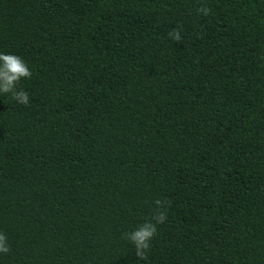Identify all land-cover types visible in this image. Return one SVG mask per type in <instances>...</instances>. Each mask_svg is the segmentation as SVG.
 <instances>
[{
  "label": "trees",
  "instance_id": "obj_1",
  "mask_svg": "<svg viewBox=\"0 0 264 264\" xmlns=\"http://www.w3.org/2000/svg\"><path fill=\"white\" fill-rule=\"evenodd\" d=\"M0 53V264H264V0H0Z\"/></svg>",
  "mask_w": 264,
  "mask_h": 264
},
{
  "label": "clouds",
  "instance_id": "obj_2",
  "mask_svg": "<svg viewBox=\"0 0 264 264\" xmlns=\"http://www.w3.org/2000/svg\"><path fill=\"white\" fill-rule=\"evenodd\" d=\"M197 13L204 16L211 14L210 7L201 5L197 8ZM179 27L168 32V36L180 42L182 37ZM32 72L25 61L18 55L0 53V94L10 95L11 99L19 104L27 105L29 102L28 94L18 88L21 79H29ZM154 209L150 218L138 224L135 229L123 234V239L127 240L135 249V254L139 259H147V252L151 248V241L157 233V225L163 224L167 220L166 201L156 199L153 201ZM11 251L7 242V236L0 232V254L7 255Z\"/></svg>",
  "mask_w": 264,
  "mask_h": 264
}]
</instances>
